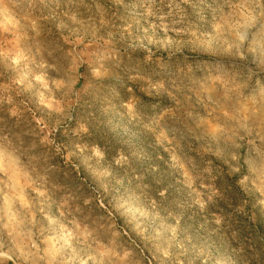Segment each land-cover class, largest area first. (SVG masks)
<instances>
[{"label":"rangeland","instance_id":"1","mask_svg":"<svg viewBox=\"0 0 264 264\" xmlns=\"http://www.w3.org/2000/svg\"><path fill=\"white\" fill-rule=\"evenodd\" d=\"M0 264H264V0H0Z\"/></svg>","mask_w":264,"mask_h":264}]
</instances>
